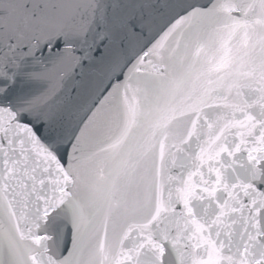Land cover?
<instances>
[{"label":"snow or ice","instance_id":"snow-or-ice-1","mask_svg":"<svg viewBox=\"0 0 264 264\" xmlns=\"http://www.w3.org/2000/svg\"><path fill=\"white\" fill-rule=\"evenodd\" d=\"M0 264H264V0H0Z\"/></svg>","mask_w":264,"mask_h":264}]
</instances>
